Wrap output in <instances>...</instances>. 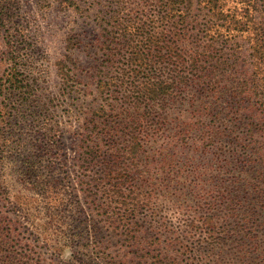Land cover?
I'll list each match as a JSON object with an SVG mask.
<instances>
[{"label":"trees","instance_id":"obj_1","mask_svg":"<svg viewBox=\"0 0 264 264\" xmlns=\"http://www.w3.org/2000/svg\"><path fill=\"white\" fill-rule=\"evenodd\" d=\"M105 1L106 39L97 91L105 96L107 107L101 104L94 110L83 152L85 166L92 173L86 184L93 201L101 200L98 206L107 223L120 230L125 241L145 250L154 264H182L171 255L176 241L200 264H264V22L249 11L243 21L232 18L236 30L251 31L254 44L253 70L249 67L244 72L237 69L240 55L227 56L212 37L200 48V38L190 28L193 0ZM16 9L11 1L0 0V29L6 35L8 55L13 54L5 59L8 68L0 81V129L11 125L32 103V82L19 75L23 72L16 63L10 64L20 58V47H24L18 41L24 34L9 32L19 27ZM69 60L66 56L58 62V74L70 86L74 77ZM185 104L198 113L201 131L208 129L202 133L205 141L223 142L229 136L235 144L221 166L200 175L211 187L200 197L204 196L199 222L187 224L192 232L181 241L172 236L163 241L156 230L167 225L157 226L151 214L148 227L155 232L144 237L140 215L152 199L151 193L142 191L144 185L152 169L170 177L175 174L169 168L174 158L168 159L165 153L169 143L161 148L156 144L164 134L183 142L190 138L194 126L185 123L178 125L176 134L169 133L174 128L173 114L183 116ZM257 115L262 118L255 120ZM216 156L220 158L219 153ZM37 162L28 163L29 169L23 171L25 183L31 180L28 172L34 171ZM43 181L42 198L47 199L49 183ZM48 203L43 206L44 217L38 222L29 220L28 225L46 247L61 252L73 243L69 222L61 218L55 224L56 213ZM5 223L0 221V264H29L30 258L24 260L26 255L16 250L5 257L1 254L12 231ZM198 230L200 256L199 250L185 243ZM108 263L121 264L113 258Z\"/></svg>","mask_w":264,"mask_h":264},{"label":"rangeland","instance_id":"obj_2","mask_svg":"<svg viewBox=\"0 0 264 264\" xmlns=\"http://www.w3.org/2000/svg\"><path fill=\"white\" fill-rule=\"evenodd\" d=\"M9 1L17 8L19 18L17 30L9 32L25 35L18 40L20 46H24L20 47L23 48L20 58H13L10 64L16 63L23 72L19 75H25L33 89L29 96L31 105H27L11 125H2L0 129V221L3 219L7 228L12 229L1 254L5 257L16 250L26 255L24 260L30 258L29 264H109L112 258L121 264L125 261L127 264H154L145 250L125 241L121 231L107 223L98 206L101 200L93 201L86 184L92 176L83 159L86 133L94 110L101 104L107 107L105 96L97 91L104 59L106 1ZM189 11L194 20L190 23L191 33L200 38V48L212 37L227 56L235 52L240 55L237 69L245 72L250 67L253 70L251 31L236 30L231 21L233 16L236 20H245L249 11L254 19L264 22V0H193ZM4 39L6 35L0 29V81L8 68L5 59L13 57L12 52L8 55ZM66 56L70 58L69 69L74 77L70 86L58 74V62ZM118 97L120 101L121 95ZM181 109L185 114L180 118L178 113L173 114L174 128L169 133L176 134L182 123L194 126L193 132L184 142L171 135L159 136L156 146L161 148L169 143L165 153L168 159L174 158L169 168L175 174L170 177L152 169L149 182L144 185L142 191L152 194L140 215L143 216L142 230L146 232L144 237L155 232L148 227L151 214H155L157 226L167 225L165 229L156 230V233L161 232L158 236L163 241L170 236L181 241L186 233L192 232L188 231L187 224L192 220L199 222L205 190L211 187L201 181L200 175L211 174L221 166L235 144L229 136L224 137L223 142L205 141L202 133L208 129L201 131L198 113L190 104L182 105ZM261 118L257 115L255 120ZM4 140L6 145L2 144ZM152 154L153 149L151 157ZM36 161L34 171L28 172L32 178L25 183L23 171L29 169L28 163ZM42 181L49 183L47 199L42 198L45 188ZM47 202L56 213L55 224L61 223V218L69 222L73 243L64 246L61 252L46 247L37 239L35 229L28 225L29 220L38 222L44 217L43 206ZM197 232L189 235L191 239L185 243L199 250L200 256V230ZM175 243L171 251L173 257L182 264H200L185 253L184 246L178 241Z\"/></svg>","mask_w":264,"mask_h":264}]
</instances>
